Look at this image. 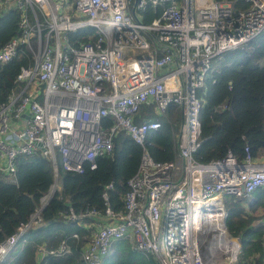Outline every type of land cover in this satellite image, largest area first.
Listing matches in <instances>:
<instances>
[{
	"label": "built area",
	"instance_id": "built-area-1",
	"mask_svg": "<svg viewBox=\"0 0 264 264\" xmlns=\"http://www.w3.org/2000/svg\"><path fill=\"white\" fill-rule=\"evenodd\" d=\"M246 1L240 8L233 0H0V12L21 11L20 32L0 45V62L21 44L33 55L16 74L20 87L0 103V171L16 183L21 154H40L52 167L49 189L28 220L0 238V264H8L22 235L39 225L43 208L60 193V168H95L120 130L141 145L140 162L121 210L108 205L104 191V210L86 207L82 214L95 225L81 250L84 263L102 264L115 240L128 239L157 264H246L239 238L226 228L224 196L264 190V155L254 157L245 145L241 159L231 151L206 162L194 156L201 144L197 90L212 59L264 32V0ZM148 4H160V12L145 21ZM85 26L97 29L94 40L70 38ZM170 105L180 116L177 157L160 161L146 140L161 121L141 108L159 116ZM106 117L112 120L104 123ZM68 250L65 239L55 249L40 244L37 260Z\"/></svg>",
	"mask_w": 264,
	"mask_h": 264
},
{
	"label": "trees",
	"instance_id": "trees-1",
	"mask_svg": "<svg viewBox=\"0 0 264 264\" xmlns=\"http://www.w3.org/2000/svg\"><path fill=\"white\" fill-rule=\"evenodd\" d=\"M236 6H248L246 0H233ZM19 8L0 12V45L17 35ZM145 21L160 12L148 4L143 10ZM98 35L93 26L77 28L70 38L94 40ZM32 53L24 44L7 62H0V103L20 87L15 77L21 66L31 65ZM213 68L197 94L202 100L199 120L201 144L194 152L196 159L206 162L223 157L231 151L238 159L244 156L248 145L254 157L264 155V32L242 45L228 49L212 59ZM147 118L159 119L160 126L148 135L146 146L156 160L171 161L177 157L174 129L180 116L170 105L163 115L149 107L141 108ZM140 115L135 117L139 120ZM111 118H104L109 123ZM142 147L124 130L117 132L110 154L99 156L96 167L74 172L60 168L62 188L56 192L42 210V221L27 230L10 254L8 264H85L81 250L90 239L95 225L93 217L83 216L86 207L103 211L106 204L115 210L123 208L122 195L128 189L127 180L138 168ZM17 182L11 183L0 171V238L12 233L29 215L52 182L51 162L40 154H21L17 157ZM111 184V187H107ZM252 199L225 195V224L241 244L240 260L246 264H263L264 255V190L252 191ZM62 195V198L60 197ZM63 198L68 199L65 203ZM70 207L76 214L69 218ZM262 216V218H261ZM77 233L78 237L73 234ZM65 239L69 250L60 255L46 253L40 261L37 246L55 249ZM102 264H157L152 254L133 248L128 239L115 240Z\"/></svg>",
	"mask_w": 264,
	"mask_h": 264
},
{
	"label": "rangeland",
	"instance_id": "rangeland-1",
	"mask_svg": "<svg viewBox=\"0 0 264 264\" xmlns=\"http://www.w3.org/2000/svg\"><path fill=\"white\" fill-rule=\"evenodd\" d=\"M246 197H247V200H250L252 198V194L250 193ZM255 214H264V211L258 210V212H256ZM261 218H262V216H261Z\"/></svg>",
	"mask_w": 264,
	"mask_h": 264
},
{
	"label": "water",
	"instance_id": "water-1",
	"mask_svg": "<svg viewBox=\"0 0 264 264\" xmlns=\"http://www.w3.org/2000/svg\"><path fill=\"white\" fill-rule=\"evenodd\" d=\"M138 0H135V3L137 2ZM27 114H28V109H26L25 113H24V116L27 117Z\"/></svg>",
	"mask_w": 264,
	"mask_h": 264
},
{
	"label": "clouds",
	"instance_id": "clouds-1",
	"mask_svg": "<svg viewBox=\"0 0 264 264\" xmlns=\"http://www.w3.org/2000/svg\"><path fill=\"white\" fill-rule=\"evenodd\" d=\"M251 199H252V198H251ZM45 207H46V206H45ZM45 207H44V208H45ZM44 208H43V209H44Z\"/></svg>",
	"mask_w": 264,
	"mask_h": 264
}]
</instances>
